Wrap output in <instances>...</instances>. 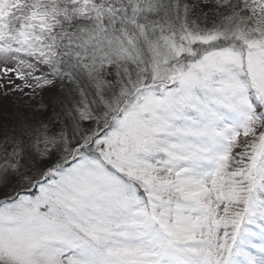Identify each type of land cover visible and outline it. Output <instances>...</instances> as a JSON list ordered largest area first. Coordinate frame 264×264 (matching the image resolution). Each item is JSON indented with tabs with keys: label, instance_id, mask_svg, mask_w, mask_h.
Listing matches in <instances>:
<instances>
[{
	"label": "snow or ice",
	"instance_id": "1",
	"mask_svg": "<svg viewBox=\"0 0 264 264\" xmlns=\"http://www.w3.org/2000/svg\"><path fill=\"white\" fill-rule=\"evenodd\" d=\"M0 264H264V0H0Z\"/></svg>",
	"mask_w": 264,
	"mask_h": 264
}]
</instances>
